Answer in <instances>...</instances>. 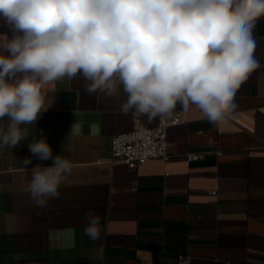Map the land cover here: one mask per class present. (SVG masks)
<instances>
[{"label": "crops", "instance_id": "1", "mask_svg": "<svg viewBox=\"0 0 264 264\" xmlns=\"http://www.w3.org/2000/svg\"><path fill=\"white\" fill-rule=\"evenodd\" d=\"M2 35L13 33L0 20ZM253 35L260 67L237 90V108L212 124L177 105L185 121L168 130L171 159L134 170L109 162L113 136L136 124L120 111L122 85L111 97L89 94L79 74L45 85L52 106L21 126L29 129L21 145L0 149V264H179L181 256L185 264H264V17ZM140 119L155 125L158 117ZM8 123L0 119V129ZM41 132L54 156L74 164L46 208L27 188L31 168L52 160L24 166ZM189 152L199 156L188 160ZM89 210L101 217L96 241L84 234Z\"/></svg>", "mask_w": 264, "mask_h": 264}, {"label": "clouds", "instance_id": "2", "mask_svg": "<svg viewBox=\"0 0 264 264\" xmlns=\"http://www.w3.org/2000/svg\"><path fill=\"white\" fill-rule=\"evenodd\" d=\"M264 0H0V20L13 35L0 39V149H15L46 106L45 85L82 76L89 94L111 97L149 121L171 118L179 105L201 119L225 121L237 108L241 85L260 67L255 22ZM54 101V100H53ZM32 159L27 191L46 208L72 174L71 160L53 151L42 132L28 144ZM84 234L101 239V217L89 210Z\"/></svg>", "mask_w": 264, "mask_h": 264}, {"label": "built area", "instance_id": "3", "mask_svg": "<svg viewBox=\"0 0 264 264\" xmlns=\"http://www.w3.org/2000/svg\"><path fill=\"white\" fill-rule=\"evenodd\" d=\"M134 118L136 124L132 130L113 136L109 162L111 164H125L127 168L134 170L140 164L153 158L170 160L172 155L169 152L168 130L170 127L185 121L184 112L176 110L171 118L161 119L158 117L155 125L145 124L141 121L140 116L135 114ZM198 156L199 154L195 152H189L186 155L188 160ZM211 192L216 194L217 189H213ZM185 263L186 259L181 256L179 264Z\"/></svg>", "mask_w": 264, "mask_h": 264}]
</instances>
